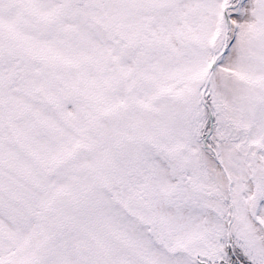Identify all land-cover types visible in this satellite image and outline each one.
<instances>
[{"label":"snow or ice","instance_id":"snow-or-ice-1","mask_svg":"<svg viewBox=\"0 0 264 264\" xmlns=\"http://www.w3.org/2000/svg\"><path fill=\"white\" fill-rule=\"evenodd\" d=\"M0 264H264V0H0Z\"/></svg>","mask_w":264,"mask_h":264}]
</instances>
